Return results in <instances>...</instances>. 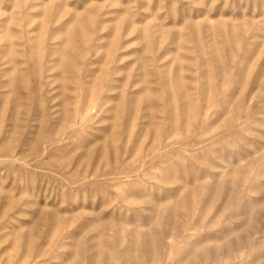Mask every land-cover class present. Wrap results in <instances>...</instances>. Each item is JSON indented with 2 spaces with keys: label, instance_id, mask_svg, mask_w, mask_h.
<instances>
[{
  "label": "rangeland",
  "instance_id": "rangeland-1",
  "mask_svg": "<svg viewBox=\"0 0 264 264\" xmlns=\"http://www.w3.org/2000/svg\"><path fill=\"white\" fill-rule=\"evenodd\" d=\"M0 264H264V0H0Z\"/></svg>",
  "mask_w": 264,
  "mask_h": 264
}]
</instances>
